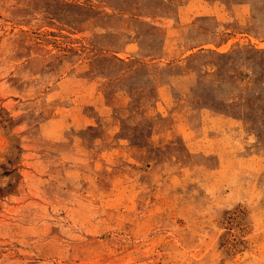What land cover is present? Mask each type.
Instances as JSON below:
<instances>
[{
	"label": "rangeland",
	"instance_id": "374dc122",
	"mask_svg": "<svg viewBox=\"0 0 264 264\" xmlns=\"http://www.w3.org/2000/svg\"><path fill=\"white\" fill-rule=\"evenodd\" d=\"M0 264H264V0H0Z\"/></svg>",
	"mask_w": 264,
	"mask_h": 264
}]
</instances>
